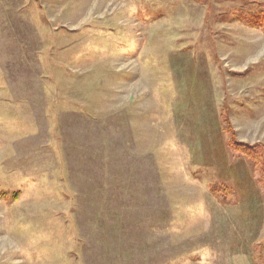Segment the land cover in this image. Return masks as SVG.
Instances as JSON below:
<instances>
[{"label":"rangeland","instance_id":"obj_1","mask_svg":"<svg viewBox=\"0 0 264 264\" xmlns=\"http://www.w3.org/2000/svg\"><path fill=\"white\" fill-rule=\"evenodd\" d=\"M264 0H0V264H264Z\"/></svg>","mask_w":264,"mask_h":264},{"label":"trees","instance_id":"obj_2","mask_svg":"<svg viewBox=\"0 0 264 264\" xmlns=\"http://www.w3.org/2000/svg\"><path fill=\"white\" fill-rule=\"evenodd\" d=\"M253 22L260 23L264 26V10L259 14L253 15ZM230 149L235 154H241L248 159L254 161L256 164H261L264 159V154L261 146H251L245 143L238 142L232 138V142L229 143Z\"/></svg>","mask_w":264,"mask_h":264}]
</instances>
